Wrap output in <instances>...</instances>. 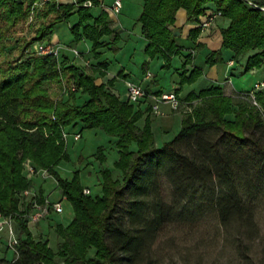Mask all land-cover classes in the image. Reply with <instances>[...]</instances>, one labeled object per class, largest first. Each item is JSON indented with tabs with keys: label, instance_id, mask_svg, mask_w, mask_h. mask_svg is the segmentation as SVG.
<instances>
[{
	"label": "trees",
	"instance_id": "16d2710c",
	"mask_svg": "<svg viewBox=\"0 0 264 264\" xmlns=\"http://www.w3.org/2000/svg\"><path fill=\"white\" fill-rule=\"evenodd\" d=\"M40 1L0 0V41L34 13L41 19L34 35L17 39V55L0 61V212L18 221L25 235L9 264H55L56 256L66 264H157L152 246L159 233L169 223L197 222L203 202L210 204L223 227L253 235L255 204L264 196L261 108L248 99L235 101L214 85L190 97L202 102L183 116L180 131L171 140L157 146L149 116L144 126L138 124L144 113L136 104L145 100L121 99L96 83L95 70L85 71L67 55L57 58L29 51L37 41L50 42L54 28L77 15L71 34L77 42L92 41L97 56L98 48L111 44L101 41L104 36H112L114 44L120 37L111 28L109 13L95 17L92 7L84 6L87 0H50L41 7ZM91 2L100 5L99 0ZM252 2L144 0L138 22L147 41L145 51L150 58L162 56L169 63L181 53L175 36L179 10L186 11L187 22L197 25L189 33L192 41L201 33L198 23L204 15L221 11L229 24L221 29V48L208 56L207 63L220 62L222 49H230L238 62L245 59V72L264 67V11L257 7L264 1ZM190 57L183 68L192 63ZM201 74L197 66L189 75L184 70L181 84H191ZM49 82L59 86V94L45 86ZM249 92L240 95L247 97ZM256 96L264 108V90ZM79 124L114 138L120 157L114 165L123 174L122 182L112 169H101L102 195L95 197L84 192L78 173L67 180L57 171L69 159L65 128ZM103 150L96 154L101 163L107 160ZM27 161L49 172L74 209L72 222L56 228L64 239L57 252L48 240H36L29 220L20 216L23 205L27 204L26 213L29 210L21 193L36 184L24 173ZM92 249L94 258L89 257Z\"/></svg>",
	"mask_w": 264,
	"mask_h": 264
},
{
	"label": "rangeland",
	"instance_id": "374dc122",
	"mask_svg": "<svg viewBox=\"0 0 264 264\" xmlns=\"http://www.w3.org/2000/svg\"><path fill=\"white\" fill-rule=\"evenodd\" d=\"M124 1L125 9L118 16L124 29H122V32H119L120 37L115 44L112 43V36L105 37L108 42L111 41L109 42L111 44L106 49H103L104 53L100 57L101 61L108 62V74H106V77L109 78L110 75L117 76L114 79V86L118 94L124 97L127 94L125 93L126 89L123 77L119 75L123 72L128 73L127 78L136 80L141 79L143 73L149 70L154 75L153 90L161 88L169 93L180 85L181 72L186 70L189 75L190 71L195 67L193 64L203 71L208 70L210 65L206 59L210 55L213 46L209 42L198 47L194 57H190L191 59L195 58V63H190L192 66L190 69H185V67L182 70L181 58L187 54L188 51L186 49H182V53L175 55L169 63L162 56L150 58L145 51L147 42L142 36L139 23L137 24L142 13L144 0ZM250 1L263 2L264 0ZM113 2L114 0H104V5L110 6ZM101 9L102 6L98 5L93 7L91 11L94 15H98L102 12ZM219 18H223V16ZM179 20L181 21L182 19L179 18ZM40 22L41 19L37 16V13H34L26 23L19 24L13 31L7 34L4 40L0 41V61L11 59L17 55L19 46L17 39L20 37L29 38L34 35ZM74 24V17H71L69 22L60 24L57 29V38H62L64 41L69 42L73 35L71 34L70 26ZM175 28L177 29L176 26ZM7 39H10V44L7 42ZM180 44L189 48L193 45V41L181 36ZM75 48L80 52H85L87 45L79 43ZM230 54L229 50L222 49L220 56L222 60L219 63H222L223 60H228ZM244 69L239 63L230 68L226 83L228 87L232 89L235 87L238 91L248 92L255 86V82H258L260 79L264 80L263 71L254 73L251 71L245 72ZM201 76L195 82L189 84L192 91H189V94L185 92L187 98L184 99V103L177 109L178 111H173L169 105L161 104L160 110L165 115L167 114V116L149 117L157 145L171 140L180 131L181 114H179V111L183 115L189 114L202 102L201 99L189 100L190 97L192 95H199L202 90L214 86V84L206 86L207 84L205 83L207 81ZM45 86L50 90L56 91V94L60 93V88L56 83L49 82ZM143 86L146 88L147 85ZM223 92L235 101L247 100L246 98L239 97L240 94L233 95L224 89ZM250 103L260 107V111L264 114V108L260 106L259 102L257 105L251 101ZM142 107L145 108L147 105L144 104ZM147 116H144L142 120L143 126L146 123ZM68 130L66 131L68 133L66 145L69 159L62 161L57 167V171L63 179L72 180L75 174L78 173L80 183L84 188L90 190L89 194L93 197L102 195L101 169L105 167L112 169L114 178L122 182L123 174L114 165L115 161L120 158L114 138L108 136L107 133L99 128L82 129L80 126H77L74 129ZM76 133L81 134L79 139L75 138ZM100 148L104 149L103 152L107 157L105 163H101L96 157ZM132 149H136V146L133 145ZM28 164L34 165L32 161L25 163L24 173L27 177ZM38 178L41 179V182H39L37 188L35 185L30 187V190L37 194L38 202L44 201L45 197H49L51 201H61L63 210L61 213L52 212L50 217L42 219L37 224L28 222V226L36 240H48L49 247L54 252H57L60 243L64 239L56 228L59 225L66 227L72 222L74 209L71 202L66 197H63L60 187H57V182L52 176L43 178L41 174H35L28 177L29 180ZM202 205L204 206L203 213L197 222L193 224L173 222L165 225V228L159 233L152 246V255L157 264H264V196L257 200L255 204L252 221L255 231L251 236L238 232L237 228L227 229L223 227L215 213L211 210L210 204L203 202ZM21 209L20 216H22L21 219H24L23 214L28 209L27 204L23 205ZM241 222L242 220L238 223L241 224ZM14 226L17 238L21 239L25 237L20 232L21 228L18 221H14ZM7 240H3V237L0 238V242L5 248L0 249V264L11 263L16 257L13 250L7 246ZM94 253L95 250L92 249L89 257L94 258ZM55 261V264H66L65 259L62 257L56 256Z\"/></svg>",
	"mask_w": 264,
	"mask_h": 264
},
{
	"label": "crops",
	"instance_id": "0c3cea01",
	"mask_svg": "<svg viewBox=\"0 0 264 264\" xmlns=\"http://www.w3.org/2000/svg\"><path fill=\"white\" fill-rule=\"evenodd\" d=\"M58 3H75L77 0H56ZM88 1V0H87ZM91 1V0H89ZM100 2V5L102 6V12L103 11H106L109 13L111 19H112V23H111V28L112 30H114L116 33H119V32H122V29H124V27L122 26V22H121V19H119V15L122 13V11L125 9V1L122 0V9H121V12L118 14V15H114L111 11V6L112 3L110 6H106L104 5V0H99ZM92 8L93 7H96V6H91ZM101 12V13H102ZM100 13V14H101ZM93 14V13H92ZM100 14L98 15H94L95 17H98ZM72 17H74L75 19V23L78 21V16L77 15H73ZM176 17V23H175V26L177 27V30L180 31V35L178 36L176 42L177 44L181 47V53L184 49H186L188 52L187 54L181 58V61H182V65L183 63L185 62V59L187 57V55L189 54H192V57H194L195 55V52H196V49L206 43H212L213 46H212V50L210 52V54L213 52V51H216L218 49L221 48V45H222V34H221V29L226 27L228 24H229V21L225 18H219L217 19L216 23L209 29H207L206 31L204 32H201L200 35L198 36L197 40L196 41H193V45L189 48L187 47H184L180 44V37L182 36L183 38L185 39H189V33L191 31V29L195 28L197 25L193 22H187V14H186V11L184 9H180L178 12H177V15L175 16ZM179 18H181L182 20L180 21ZM139 22L137 21V24ZM62 24V23H61ZM60 25V24H59ZM57 25L54 30H53V33L52 35L50 36V43L54 44L55 46L59 47L61 49V53L62 55H67L70 57L71 61L77 66L83 68L85 71H94L95 70V77H96V83L97 84H104L107 86V89H109L111 92L117 94L120 96L121 99L123 100H126L127 99V94L124 96H122L121 94H118L116 92V89H115V86H114V82L112 83L111 80L112 79H116L117 76H113V75H110L109 78H107L106 74H108V62H103L101 61L100 57L101 55L104 53L103 52V49H106L107 46H103L101 48H98L97 49V52L99 53V55H95L94 53V50H93V43L92 41L88 40V39H84L82 41H79L77 42L74 37L72 36V39H70L69 42H66L64 41L62 38H57V29H58V26ZM71 27V26H70ZM122 27V28H121ZM139 27H140V30H141V24L139 23ZM142 33V32H141ZM120 35V33H119ZM54 36V37H53ZM143 36V35H142ZM106 36H104L101 41H106L108 42L106 39H105ZM144 38V36H143ZM37 42H41V41H37ZM35 42V43H37ZM111 42V41H109ZM147 42V41H146ZM34 43V44H35ZM79 43H85L87 45V50L85 52H80L78 51L75 47L79 44ZM34 44L32 45V47L29 49V51H33V46ZM77 44V45H76ZM183 49V50H182ZM229 50V52H231V54L229 55L230 58L228 57V60H223L222 63H215L214 65L212 66H209L208 70H205L203 71V74H202V78L203 79H206V83L207 84L206 86L210 85V84H214L216 86H221L222 89H224L225 91L227 90V92L229 91V93L231 94H240V93H243L244 94V91H238L235 89V87H233V89L231 87H228V85L226 84L227 81H228V75H229V70L230 68L234 67L236 65V63H239L241 64L243 67L245 65V59H242V61L238 62L237 59L234 57V52L230 49H227ZM209 55V53H208ZM157 57H160V56H157ZM208 57V56H207ZM192 60V63H195V58L191 59ZM207 61V59H206ZM103 63H106L107 65L103 64ZM194 66H196L195 64H193ZM184 67V66H183ZM192 66L191 64H187L186 68L185 69H190ZM182 70H184V68H182ZM263 71L264 72V67H261V68H255L253 70H251V72H254V73H258V72H261ZM148 73L151 75V77L148 79L146 78V76L148 75ZM182 73V72H181ZM105 74V75H104ZM122 74V75H121ZM119 74L121 77H123V80H124V85H125V89H126V92L127 93V82H134V83H141L143 85H147V90L154 94L155 96H160L162 94H165L167 92H165L163 89H158V90H153V73L150 72L149 70H146V72L143 73V77L141 79H136V80H131L129 78H127V75L128 73H121ZM126 74V76H125ZM223 79V80H221ZM221 81V82H220ZM261 81H264L263 79L259 80L258 82H261ZM258 82H255L258 83ZM180 85H178L173 91L171 92H175L178 97H179V100L181 101H184L187 94H189V91H192L191 88V85H187V84H181V79H180ZM203 88H206V87H203ZM253 89V88H252ZM251 89V90H252ZM250 90V91H251ZM264 90V88L262 89ZM52 93H56V91H53V90H50ZM187 92V94L185 93ZM157 103V101L155 99H147V101H142L140 103L137 104V109L141 110L144 115L143 117L139 120L138 124L139 126H143V118L144 116L146 117L147 115L149 117H152V116H167V114L165 115V113L163 111L160 110V106L161 104H166V105H169V107L175 111L171 104L169 102H164V101H159L158 104H159V109L157 111H155L153 109V105ZM147 105V107L143 108L142 106L143 105ZM178 111V110H176ZM181 114V119H180V127H182V119H183V114L181 111H179ZM81 127V124L79 125H76L75 127ZM152 126V125H151ZM75 127H68V128H65V132L66 131H69L68 129H74ZM152 132L154 133V130H153V126H152ZM155 136V134H154ZM77 139V138H76ZM79 139V138H78ZM165 142V141H164ZM163 144V143H162ZM161 145H156L157 146H162ZM27 175L29 176V174L27 173ZM30 177V176H29ZM43 177V176H42ZM45 178V177H43ZM36 180V184H35V187L37 188L39 182H41V179H35ZM57 187H59L57 185ZM42 188V187H41ZM44 189V188H42ZM64 197V196H63ZM30 196H28L26 198V200H29ZM45 198H49V197H45ZM65 198V197H64ZM50 199V198H49ZM45 201V199H44ZM43 202V201H42ZM52 213H50L47 217H50ZM45 217V218H47ZM42 221V220H41ZM40 222V221H39ZM39 222H36L39 223ZM3 237V240L4 239H8V233L5 231L3 233H1L0 235V238ZM4 248V245L0 242V249ZM5 249V248H4Z\"/></svg>",
	"mask_w": 264,
	"mask_h": 264
},
{
	"label": "built area",
	"instance_id": "2783aa9c",
	"mask_svg": "<svg viewBox=\"0 0 264 264\" xmlns=\"http://www.w3.org/2000/svg\"><path fill=\"white\" fill-rule=\"evenodd\" d=\"M50 0H41L40 3H38V6H43L45 3H47ZM84 6L91 7L93 6L91 1H86L84 3ZM122 9V0H114V3L111 6V11L114 15H118L121 12ZM222 16L221 11H212L209 12L207 15H204L202 20L198 23V27L201 30V32L206 31L207 29L211 28L217 21L219 17ZM33 51H35L38 55H47V56H53V57H60L61 55V49L54 44L50 42H37L33 46ZM151 75L148 73L146 78H150ZM264 88V81L258 82L255 84L253 89L247 94L246 96H239L248 99L253 104L257 105V99H256V93ZM72 89H76L75 86L72 87ZM127 99L132 103H138L142 100L147 99H155L157 103L153 105V109L157 111L159 109V101L169 102L174 110L179 109L180 105L184 102L179 100L178 95L175 92H169L162 94L160 96H155L154 94L150 93L147 90V87L145 88L143 84L141 83H134V82H127ZM264 116V114H263ZM68 137V133L64 132V139L66 140ZM81 134L76 133L75 138H80ZM28 174L29 176H33L35 174H41L43 177H50L51 175L47 170L36 168V166L28 164ZM84 192L86 194L90 193V190L88 188L84 189ZM21 196L24 198H29V210L27 213H25V217L29 220V222H39L45 217H47L50 213L56 212L61 213L62 203L61 201H51L49 198H46L43 202H38L37 200V194L33 192L30 189L24 190L21 193ZM8 233V242L7 246L13 250V252L16 254V257L18 255L17 247L19 245V239L17 238V233L15 231L14 226V219L12 216H5L2 212H0V235L3 232ZM15 257V258H16ZM9 264V263H8Z\"/></svg>",
	"mask_w": 264,
	"mask_h": 264
},
{
	"label": "water",
	"instance_id": "95a60500",
	"mask_svg": "<svg viewBox=\"0 0 264 264\" xmlns=\"http://www.w3.org/2000/svg\"><path fill=\"white\" fill-rule=\"evenodd\" d=\"M250 3H252V4H254L252 1H250V0H248ZM257 7H259L261 10H263L264 11V6H258L257 5ZM180 35V31H178V30H175V36H179Z\"/></svg>",
	"mask_w": 264,
	"mask_h": 264
}]
</instances>
